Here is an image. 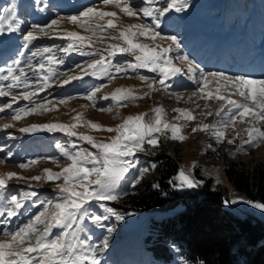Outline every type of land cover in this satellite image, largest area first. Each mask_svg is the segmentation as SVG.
<instances>
[{
	"label": "snow or ice",
	"instance_id": "1",
	"mask_svg": "<svg viewBox=\"0 0 264 264\" xmlns=\"http://www.w3.org/2000/svg\"><path fill=\"white\" fill-rule=\"evenodd\" d=\"M100 3L105 7L111 5L124 16L136 17L143 22L127 25L121 22L118 25L116 11L88 6L79 11L78 15L67 17L57 15L48 24L33 23L22 32L25 21L19 17L17 5L11 4L3 10L8 14L0 16V34L19 33L22 42L15 58L0 66V97H11L8 103L0 106V112L5 109L12 112L10 121L0 124V127L5 129L13 127V122L19 120L22 115L54 109L56 104L51 103L47 97L42 101H37L35 97L51 86L50 81L56 83L55 77L66 76V79L59 80L60 85H66L70 81L83 80L86 76L104 77L110 82L117 75L127 76L136 73L138 79L146 84L148 91L138 93L131 89L117 88L110 94L116 106H125L129 100L147 96L151 91L160 88L168 90L172 87L169 83L172 78L184 76L196 85L188 100L192 101L193 98L204 100V109L207 111H202L201 116L214 114L217 117L211 124L201 120L192 128L193 133L206 132L220 143L226 138V130L229 127L235 129L239 120L248 127L244 130L246 138L241 136L240 132L227 138L229 144H233L237 137L240 138V144L236 146L233 154L244 151L245 146L256 147L264 140V79L244 75L229 76L224 72H207L183 51L182 43L176 35L163 34L161 26L165 22L166 14L173 9L176 12L186 9L188 0H164L163 3H160V0H141L144 6H137L133 0H100ZM64 19L79 25L89 35H83L75 30L59 29L60 21ZM109 29L113 31L108 32ZM106 32L107 38L117 42L109 44L103 50L96 48L95 44L102 43L106 38L101 33ZM40 37L63 39L67 44L63 47L53 45L30 49L33 41ZM140 37L151 41V44L141 42ZM89 48L92 50L87 51ZM56 51L65 54L76 51L89 56L90 59L75 65L79 70L78 74L61 73L56 71V65L64 61L63 57H57ZM118 54H128L132 59L115 62L114 58ZM93 56H98L99 59L91 58ZM174 61H179V66ZM139 69H148L158 75L157 77L140 75ZM212 82L216 84L215 91L206 92V86ZM104 86L99 84L85 93L84 98L90 101L93 107H96V93ZM173 95L177 100L183 99L182 93ZM233 96H239L241 99H233ZM108 98L109 94L99 97L103 100ZM20 100L28 103L14 108L13 104ZM209 100L219 102L214 113L208 103ZM58 103L65 104L66 100L60 99ZM196 107L199 108L200 105L196 104ZM106 110L110 111L111 108ZM173 111L178 113L174 117L175 121L181 118L185 121L196 119L188 108H176ZM81 117L82 114L77 113L73 119L78 122ZM85 124L93 130H104L115 135L110 136L107 141L96 140L92 135L75 131L77 123L50 122L32 124L19 129L21 132L59 131L76 139H70L66 144H56L61 156L68 161L59 171L45 168L41 175L30 177L21 176L13 171L0 172L2 197L0 207L3 209L0 210V225H3L0 231V236L3 237L0 239V264H102L99 254L109 247V238L105 235L99 244L93 243L91 235L84 234L85 222L103 227L102 222L110 217H115L117 221L123 219L121 214L103 202L119 199L126 194L125 185L135 187L149 171V168H139L138 153L152 154L146 145L151 148L158 146L159 137L155 134L167 136L170 133L171 139H185L181 135L183 125L168 122L164 118V109L161 106H155L149 113L129 115L114 127L92 121H86ZM77 141H85L90 145V149L78 145ZM208 147L211 148L212 145ZM8 156H12V153L9 152ZM47 159L56 162L54 157ZM3 162L0 160V163ZM35 163L36 160H30L21 163L19 167L24 169ZM150 167L155 168L156 165L152 164ZM133 170H138L134 176L130 175ZM13 178L17 181H27L28 188L10 193L8 182ZM32 181L55 182L52 191L56 195L53 199L33 201L32 207L39 206L40 210L26 222L14 228L10 227L11 218L20 214L25 202L39 195L37 190H32ZM175 181H179L177 185L179 187L198 186L190 170L186 172L183 168L170 182ZM241 201L264 211V202L245 200L242 197L226 199L224 203L236 204ZM94 204L103 210L102 214L93 210ZM112 231L114 226L107 227L108 233Z\"/></svg>",
	"mask_w": 264,
	"mask_h": 264
},
{
	"label": "rangeland",
	"instance_id": "2",
	"mask_svg": "<svg viewBox=\"0 0 264 264\" xmlns=\"http://www.w3.org/2000/svg\"><path fill=\"white\" fill-rule=\"evenodd\" d=\"M164 0H160L163 3ZM137 6H144L141 0H133ZM11 4L17 5L19 17L25 23L21 31H26L28 25L36 23L40 25L48 24L57 15L67 17L69 15H78L79 11L84 7L97 6L104 8L106 11H116L118 18L117 24L121 22L124 25L141 23V19L136 17H126L119 13L118 9L109 5L107 7L100 3V0H0V16L8 13L3 10ZM43 8V11L39 9ZM59 29L68 31H79L83 35H89L77 24H73L66 19L61 20ZM163 34L176 35L182 43V49L194 58L207 72H224L229 76H249L254 79H264V0H188V7L180 12L174 9L166 14L165 22L161 26ZM113 30L109 29L108 32ZM106 38L102 43H96L95 47L103 50L109 44L117 41L107 38L108 33H101ZM141 42L151 44V41L145 38H139ZM21 35L19 33L0 34V66H4L11 59H14L18 49L21 46ZM166 43V42H165ZM67 41L55 37H40L33 41L30 49L37 47L66 46ZM89 48L87 51H91ZM57 57H63V63L56 65L57 72H68L70 74H78L79 70L75 68L76 64H81L90 59L87 55H81L79 52L73 51L67 54L56 51ZM175 55V53H170ZM91 58L99 59L98 56ZM39 58H37L38 60ZM125 59H132L128 54H118L115 62ZM35 62V61H34ZM178 66L179 61H174ZM31 76V72L28 73ZM138 74L149 77H157V73H152L148 69H139ZM66 76L55 77L56 83L50 81V87L39 93L35 99L42 101L47 97L51 103L56 104L54 109L47 112L43 110L37 113L22 115L17 121H14L13 127H0V172L13 171L24 177L41 175L45 168L59 171L61 167L68 163L66 158L62 157L56 148V144H66L70 138L63 132L49 133L46 131L38 132H21L22 127L32 124H43L50 122H59L65 124L77 123L75 131L83 134L92 135L96 140L107 141L108 138L115 133H109L104 130H93L86 126V121H92L104 126L114 127L122 122L129 115L139 113H149L155 106H161L164 109V118L168 122H175L183 125L181 127V135L184 140H174L163 134H155L159 137L157 147L169 152L179 161V169L183 168L186 172L190 170L193 177V169L197 168L199 173L204 177L212 179V186L219 187L225 192L222 201V207L235 214H243L246 208L251 214L258 217L264 222V211L254 208L252 205L238 202L236 204H225L224 201L231 200L234 197H242L250 200L242 195V193L234 189L226 180L223 173V167L231 161H239L247 167H251L257 160L264 158V140L260 141L256 147L245 146V150L239 153L235 152L236 146L240 144V138L237 137L233 144L227 142V138L240 132L241 136L246 138L244 130L248 127L246 123L237 121L235 129L229 127L226 130V138L217 143L215 138L206 132H192V128L203 120L204 123L211 124L217 117L201 116L204 109V100L192 101L188 97L196 89L195 83L188 80L184 76L172 78L169 83L172 85L168 90L160 88L151 91L149 95L142 96L135 100H129L125 106H116L112 101L110 94L117 88H126L142 93L148 91L146 84L138 79L136 73H130L127 76L117 75L110 82L104 77L86 76L83 80L70 81L69 84L60 85L59 80L66 79ZM104 84L105 86L96 93V107L84 98L85 93L93 87ZM181 85V86H178ZM215 82L206 86L205 91H215ZM18 91V90H14ZM173 93H182L183 99L177 100ZM109 94L107 100L99 99V97ZM68 97H72L68 99ZM60 99H65V104H59ZM233 99H241L239 96H233ZM11 97H0V106L8 103ZM28 101H16L13 107L23 106ZM210 108L213 113L218 106V101L209 100ZM196 104L200 107L197 108ZM88 105L87 107H82ZM111 108L110 111L106 110ZM176 108H188L196 116L195 120L185 121L181 118L175 121L174 117L178 115ZM104 109V110H102ZM77 113H81L80 121H74ZM12 112L5 109L0 112V124L10 121ZM247 119V118H246ZM78 145L89 148L85 141H77ZM208 145H212L211 148ZM151 152V147L147 146ZM156 148V147H155ZM94 151V149H91ZM11 152L12 156H8ZM151 155V154H150ZM147 153H138L139 168H149L144 177L151 176L155 172V168L150 165L155 164L151 156ZM48 157H54L56 162ZM30 160H36L35 164H30L27 168L21 169V163H27ZM193 162L195 166L193 167ZM138 170H133L130 175H136ZM178 173V172H177ZM177 175V174H176ZM176 177V176H175ZM60 182V181H56ZM55 182H36L32 181V190H37L39 195L29 198L20 214L12 217L10 227L26 222L28 218L40 210L39 206L33 208V201H44L53 199L56 195L52 191ZM179 181H177V185ZM9 192H18L28 188V182L24 180L17 181L15 178L8 182ZM178 189H191L193 187H179ZM131 186L125 185V192L130 190ZM121 198V197H120ZM120 198L114 201H104L106 206L113 208L116 212L123 216L122 220L117 221L115 217H110L107 221H103V227L85 222V233L91 235L92 242L99 244L104 236H108L109 247L100 253L102 264H189V262L179 254L178 250L173 247L169 251H157L146 240L148 231V223L151 218L164 217L182 209L183 206L178 204L175 208L168 210L154 209H134L123 205ZM254 202H263L259 200H251ZM2 204V197H0ZM0 210H3L0 207ZM93 210L102 214L103 210L95 204ZM254 210V211H253ZM249 216H252L248 214ZM114 231L107 232V227H113ZM3 225H0L2 231ZM58 230H54L56 232ZM3 237L0 236V239Z\"/></svg>",
	"mask_w": 264,
	"mask_h": 264
},
{
	"label": "trees",
	"instance_id": "3",
	"mask_svg": "<svg viewBox=\"0 0 264 264\" xmlns=\"http://www.w3.org/2000/svg\"><path fill=\"white\" fill-rule=\"evenodd\" d=\"M151 153L154 174L142 178L120 201L145 210L183 206L173 214L150 219L146 240L153 248L167 252L175 247L189 264H264L263 221L222 207L225 192L213 187L212 179L204 178L197 168L192 174L198 186L178 189L177 181L170 182L178 172V159L160 147ZM223 173L243 196L264 202V158L251 167L231 161Z\"/></svg>",
	"mask_w": 264,
	"mask_h": 264
},
{
	"label": "built area",
	"instance_id": "4",
	"mask_svg": "<svg viewBox=\"0 0 264 264\" xmlns=\"http://www.w3.org/2000/svg\"><path fill=\"white\" fill-rule=\"evenodd\" d=\"M244 214H245V215H248V214L252 215L251 212L248 211L246 208L244 209Z\"/></svg>",
	"mask_w": 264,
	"mask_h": 264
}]
</instances>
